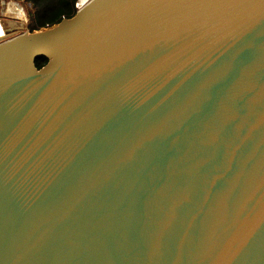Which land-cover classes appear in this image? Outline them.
<instances>
[{"label": "water", "instance_id": "obj_1", "mask_svg": "<svg viewBox=\"0 0 264 264\" xmlns=\"http://www.w3.org/2000/svg\"><path fill=\"white\" fill-rule=\"evenodd\" d=\"M0 264H264V0H92L0 44Z\"/></svg>", "mask_w": 264, "mask_h": 264}, {"label": "trees", "instance_id": "obj_2", "mask_svg": "<svg viewBox=\"0 0 264 264\" xmlns=\"http://www.w3.org/2000/svg\"><path fill=\"white\" fill-rule=\"evenodd\" d=\"M28 6L30 32L50 28L58 24L63 18H70L75 14L76 0H19ZM45 57L36 59L37 68L46 64Z\"/></svg>", "mask_w": 264, "mask_h": 264}, {"label": "built area", "instance_id": "obj_3", "mask_svg": "<svg viewBox=\"0 0 264 264\" xmlns=\"http://www.w3.org/2000/svg\"><path fill=\"white\" fill-rule=\"evenodd\" d=\"M92 0H76L74 4L75 13L82 10ZM0 44L19 36L25 31L28 22L27 6L19 0L0 1ZM21 30V31H20ZM21 32L18 34L17 32Z\"/></svg>", "mask_w": 264, "mask_h": 264}, {"label": "rangeland", "instance_id": "obj_4", "mask_svg": "<svg viewBox=\"0 0 264 264\" xmlns=\"http://www.w3.org/2000/svg\"><path fill=\"white\" fill-rule=\"evenodd\" d=\"M1 1V0H0ZM22 4H24L23 2H22ZM26 5V4H25ZM27 6V5H26ZM0 10H1V6H0ZM27 14H28V6H27ZM28 22H29V15H28ZM28 22H27V24H28ZM25 26V31H29L28 29H27V25H24ZM21 31V30H20ZM30 32V31H29ZM18 34H20L21 32H17Z\"/></svg>", "mask_w": 264, "mask_h": 264}]
</instances>
